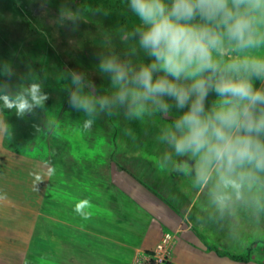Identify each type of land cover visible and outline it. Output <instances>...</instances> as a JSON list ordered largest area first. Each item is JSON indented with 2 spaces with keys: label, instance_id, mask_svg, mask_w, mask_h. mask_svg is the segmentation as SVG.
Masks as SVG:
<instances>
[{
  "label": "rangeland",
  "instance_id": "rangeland-1",
  "mask_svg": "<svg viewBox=\"0 0 264 264\" xmlns=\"http://www.w3.org/2000/svg\"><path fill=\"white\" fill-rule=\"evenodd\" d=\"M13 1L26 17H13L0 8V264H77L74 254L85 257L86 252L72 247L64 255L63 247L58 246L62 224L49 223L47 212L60 219L65 214L77 219L78 201L71 199L68 204L67 199L65 204L57 199L63 195L62 182L101 174L118 158L117 145L129 142L124 130L127 115L134 114L127 100L123 104L116 100L120 85H114L113 74L100 65L115 58L130 69L131 76L154 63V57L140 44V33L147 26L131 10L130 0ZM4 2L0 3L3 7ZM259 28L264 32V25ZM85 29L103 32L110 39L109 46L85 45L83 41L89 38ZM234 47L235 42L225 39L223 52L214 51L213 59L221 61V66L237 57L264 59V42L243 51H234ZM74 75L78 83L73 82ZM161 75L163 72L154 71L153 80ZM33 85L47 96L42 105L32 103ZM253 85L264 89V79L253 78ZM74 92L90 98L95 108L91 115L71 105ZM17 96L32 105L31 111L18 115L15 107L7 106ZM102 98L108 101L103 109ZM161 99L169 105L167 112L148 101L141 115H183L188 111V106L178 109L169 96ZM206 99L204 108L219 102L213 91ZM87 120L93 121L89 128H85ZM260 138L264 141V134ZM257 176L241 189L247 193L246 200L240 201L241 211H231V228L238 230L228 236L235 240H225L230 252L226 248L223 253L214 252L232 264H264V172ZM51 245L54 254H48Z\"/></svg>",
  "mask_w": 264,
  "mask_h": 264
},
{
  "label": "clouds",
  "instance_id": "clouds-1",
  "mask_svg": "<svg viewBox=\"0 0 264 264\" xmlns=\"http://www.w3.org/2000/svg\"><path fill=\"white\" fill-rule=\"evenodd\" d=\"M130 8L147 26L140 33V44L154 57V63L131 76L130 69L115 58L103 61L100 67L113 74L114 85H120L116 100L121 104L127 100L136 116L146 110L148 101L167 112L169 105L163 96L173 98L178 109L188 106L175 122L176 132L167 138L177 156L190 155L195 162L182 160L176 170L184 174L194 171L195 183L201 188L212 182L215 201L224 205L230 199L228 190L239 197L245 183L264 172V141L260 138L264 134V89L253 85V78L264 79V59L237 57L221 66L212 54L223 52L225 39L235 42L234 51L258 48L264 42L259 28L264 25V0H171L170 4L130 0ZM154 71L163 75L153 80ZM182 80L192 83L185 85ZM73 82L78 83L75 75ZM209 91L217 94L219 102L206 113ZM30 96L36 106L47 99L39 94L38 85L31 87ZM70 103L89 115L95 110L90 98L77 92L72 93ZM107 103L102 98L101 109ZM7 106L15 107L18 115L32 107L22 96L8 101ZM92 122L85 121V128Z\"/></svg>",
  "mask_w": 264,
  "mask_h": 264
},
{
  "label": "crops",
  "instance_id": "crops-1",
  "mask_svg": "<svg viewBox=\"0 0 264 264\" xmlns=\"http://www.w3.org/2000/svg\"><path fill=\"white\" fill-rule=\"evenodd\" d=\"M212 108L204 110L207 113ZM181 116L127 115V127L122 130L129 142L117 145L118 158L99 175L62 182L63 195L57 199L65 204L74 199L81 206L77 219L66 214L60 219L47 212L49 223L62 224L58 246L60 243L64 255L67 248L78 247L86 253L85 257L74 254L77 264H131L138 252L152 251L169 234L172 264H232L207 248L221 253L230 248L225 240H235L228 236L238 230L231 228V211H241L240 201L246 200L247 193L240 191L237 197L228 190L230 199L220 205L214 199L212 182L201 188L195 183L194 171L184 174L176 170L182 160L195 162L190 155L177 156L167 138L176 132L175 122ZM115 128L113 123V132ZM83 201L87 203L81 204ZM52 245L48 254H54Z\"/></svg>",
  "mask_w": 264,
  "mask_h": 264
},
{
  "label": "trees",
  "instance_id": "trees-1",
  "mask_svg": "<svg viewBox=\"0 0 264 264\" xmlns=\"http://www.w3.org/2000/svg\"><path fill=\"white\" fill-rule=\"evenodd\" d=\"M2 2L4 0H1ZM0 1V3H1ZM11 1V2H10ZM5 0L4 7L0 4V8L3 9L4 12L9 13L13 17H18L19 19H23L26 17L24 12L22 13L21 9H18L20 6L17 4L16 1L13 0ZM86 34L89 37L85 39L83 43L88 46H92V48H100L105 49L109 46L110 39L107 38L103 32L98 30H86ZM207 250L216 252V249L213 247H208ZM240 262H246L244 260L235 259Z\"/></svg>",
  "mask_w": 264,
  "mask_h": 264
},
{
  "label": "built area",
  "instance_id": "built-area-1",
  "mask_svg": "<svg viewBox=\"0 0 264 264\" xmlns=\"http://www.w3.org/2000/svg\"><path fill=\"white\" fill-rule=\"evenodd\" d=\"M171 241L169 234L164 235L161 243L157 245L152 251L138 252L131 264H172L169 259L168 247Z\"/></svg>",
  "mask_w": 264,
  "mask_h": 264
}]
</instances>
